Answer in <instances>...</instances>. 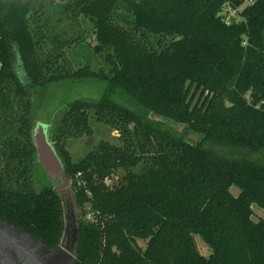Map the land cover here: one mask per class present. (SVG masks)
I'll return each mask as SVG.
<instances>
[{"label": "trees", "instance_id": "trees-1", "mask_svg": "<svg viewBox=\"0 0 264 264\" xmlns=\"http://www.w3.org/2000/svg\"><path fill=\"white\" fill-rule=\"evenodd\" d=\"M57 4L0 0V218L60 244L64 200L38 161L28 88L100 79L107 86L98 100L69 103L51 125L78 210L76 264H264V217L251 219L253 204L264 208V161L228 152H264V0ZM55 7L91 21L101 69L68 68L66 43L47 35ZM146 35L159 36V47ZM91 110L121 124L126 141L101 143L75 162L67 141L92 135ZM121 167L124 182L107 185ZM37 175L48 181L39 188Z\"/></svg>", "mask_w": 264, "mask_h": 264}, {"label": "rangeland", "instance_id": "rangeland-1", "mask_svg": "<svg viewBox=\"0 0 264 264\" xmlns=\"http://www.w3.org/2000/svg\"><path fill=\"white\" fill-rule=\"evenodd\" d=\"M66 0H58V4ZM121 16L131 19L130 15L127 14L126 10L122 7L119 9ZM237 10L231 11L228 16L232 20L234 14ZM50 18L49 30L47 35H57L64 43V56L65 63L70 68V70H76L85 65H89L90 68L101 69L104 62L102 58L94 52V45L97 43L93 32V26L89 19L83 16H77L76 20L68 18L65 12H60L57 7L50 13L47 14ZM123 20V19H121ZM228 20V21H230ZM128 25L130 22H123ZM159 36L149 37L146 35L145 40L147 43L153 44L155 48L159 47L157 43ZM50 47V43L47 44ZM19 70V69H18ZM22 74V73H21ZM23 79V78H22ZM107 83L106 81L100 79H67L60 82L50 83L47 85H42L39 87L28 88L29 96L33 100V134H37L42 128H48L49 141L54 146L52 139V129L54 119H60L63 115L68 104L75 100H98L106 91ZM122 101L123 98L120 97ZM124 101V100H123ZM90 124L93 129L92 135L81 134L80 136L70 138L67 141L66 148L71 154L73 160L78 162L82 160L89 152L95 151L101 143H109L111 145H123L126 141V134H122L120 129L116 127H121V124L117 125L114 122H106L105 120H100L95 114V110L90 111ZM165 122L181 133H185V129L180 124H175L165 120ZM133 124L129 126L131 130ZM188 138L195 140V135L187 134ZM55 148V146H54ZM56 151V148H55ZM229 153L235 155H241L250 157L253 159H259L264 161V152L253 153L243 149H231L228 150ZM57 153V151H56ZM38 154V153H37ZM59 160L65 168L62 159L57 153ZM42 168L43 165L39 160ZM146 166V163L142 162L140 165L132 167L134 171H141ZM44 170V169H43ZM129 169L121 167L115 173H113L109 178L105 179L107 185L113 187L118 186L124 182V177L128 174ZM45 172V171H44ZM42 173V172H41ZM47 175V174H46ZM48 181L51 182L53 186H56L51 178L47 175ZM47 180V179H46ZM45 178L43 179L40 175H37L35 187L39 188L43 183L48 182ZM232 192L237 195L240 189L237 186H232ZM62 198L67 210L73 211L76 215L78 210L75 204V198L73 196L72 188L69 186L65 190L61 191ZM71 206L73 209L71 210ZM254 214L251 219L255 221H260L264 217V208L257 204H253ZM88 211L87 217L91 221V208L88 206L86 208ZM78 220V219H77ZM78 222V221H77ZM195 242L201 254L204 256H209L212 253V248L203 240L200 235H195Z\"/></svg>", "mask_w": 264, "mask_h": 264}, {"label": "water", "instance_id": "water-1", "mask_svg": "<svg viewBox=\"0 0 264 264\" xmlns=\"http://www.w3.org/2000/svg\"><path fill=\"white\" fill-rule=\"evenodd\" d=\"M34 140L37 148L38 157L43 165V169L45 173L51 178V180L57 183L55 189L58 193H61V191L71 186V180L67 176L65 168L62 165L61 161L59 160L54 146L49 141L48 128L47 127L42 128L37 134L34 133ZM71 207L72 210L73 206ZM64 209H65V218H66L65 233H67L69 229L68 220L70 219V217L65 204H64ZM71 217H73L74 236H75V240L77 241L78 225H77L76 215L73 211H71ZM18 236L21 237L27 236L30 238L33 237L30 234L21 231L16 226L9 224L0 218V262H4L5 264L14 263L11 257L8 254H6V249L13 247L15 244H17ZM18 247L19 245H17V248Z\"/></svg>", "mask_w": 264, "mask_h": 264}, {"label": "flooded vegetation", "instance_id": "flooded-vegetation-1", "mask_svg": "<svg viewBox=\"0 0 264 264\" xmlns=\"http://www.w3.org/2000/svg\"><path fill=\"white\" fill-rule=\"evenodd\" d=\"M68 213L70 217L68 220V232H64L60 244L55 247L46 244L31 233L20 229L33 236V239L27 236H18L17 239L20 241H17V244L13 247L6 249V254L14 261L13 264H76L74 221L73 217H71L70 210H68ZM17 245H19L18 248ZM0 264L5 263L0 262Z\"/></svg>", "mask_w": 264, "mask_h": 264}, {"label": "built area", "instance_id": "built-area-1", "mask_svg": "<svg viewBox=\"0 0 264 264\" xmlns=\"http://www.w3.org/2000/svg\"><path fill=\"white\" fill-rule=\"evenodd\" d=\"M248 2H251V0H247Z\"/></svg>", "mask_w": 264, "mask_h": 264}]
</instances>
